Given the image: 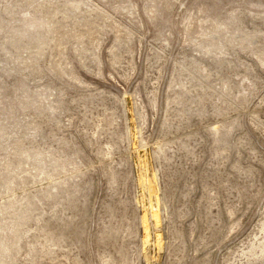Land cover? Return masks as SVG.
<instances>
[{
	"label": "rangeland",
	"instance_id": "1",
	"mask_svg": "<svg viewBox=\"0 0 264 264\" xmlns=\"http://www.w3.org/2000/svg\"><path fill=\"white\" fill-rule=\"evenodd\" d=\"M0 264H264V0H0Z\"/></svg>",
	"mask_w": 264,
	"mask_h": 264
}]
</instances>
